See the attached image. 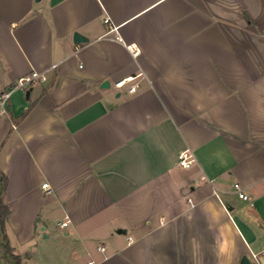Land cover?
Returning a JSON list of instances; mask_svg holds the SVG:
<instances>
[{"label":"crops","instance_id":"0c3cea01","mask_svg":"<svg viewBox=\"0 0 264 264\" xmlns=\"http://www.w3.org/2000/svg\"><path fill=\"white\" fill-rule=\"evenodd\" d=\"M34 70L0 114L10 264H264V0H0V91Z\"/></svg>","mask_w":264,"mask_h":264},{"label":"built area","instance_id":"2783aa9c","mask_svg":"<svg viewBox=\"0 0 264 264\" xmlns=\"http://www.w3.org/2000/svg\"><path fill=\"white\" fill-rule=\"evenodd\" d=\"M105 23L108 24L109 30L108 34L113 35L116 34L118 26L114 25L110 18H105ZM47 79V75L45 71H32L26 75L18 77L11 86L8 88L0 91V114H7L8 111V104L10 102L11 96L14 91L16 90H26L30 86H32L35 83L43 82ZM135 80L134 76H128L121 80H118L115 82L114 86L118 89H123L125 86L128 85L127 92L129 94H132L136 92L138 88V83L133 82ZM122 92V90H120ZM15 126V124H14ZM195 160V156L193 152L190 149H185L179 153L178 156V162L183 167H190ZM43 187L47 189L49 193L53 191L52 187L48 182L43 183ZM235 190L239 194V197L243 200L249 201L252 205H254L253 201L251 200V196L243 190L241 185L239 183L235 184ZM69 223V220L64 219L59 222V226L66 227ZM99 249L104 250L105 246L101 245L99 246ZM253 256L259 260L260 258H264V249L261 253H254ZM89 264H94V261H90Z\"/></svg>","mask_w":264,"mask_h":264},{"label":"trees","instance_id":"16d2710c","mask_svg":"<svg viewBox=\"0 0 264 264\" xmlns=\"http://www.w3.org/2000/svg\"><path fill=\"white\" fill-rule=\"evenodd\" d=\"M0 180L2 183V191H4L6 184H7L6 176L3 174H0ZM2 191L0 194V235L6 243V240H7V237H6V219H7V216L9 214L10 210H9L8 206L3 201ZM6 246L8 248V251L11 253V256L13 257V260H14L13 264H26V263H23V259L20 255L15 254L13 249L11 247H9L7 244H6Z\"/></svg>","mask_w":264,"mask_h":264},{"label":"water","instance_id":"95a60500","mask_svg":"<svg viewBox=\"0 0 264 264\" xmlns=\"http://www.w3.org/2000/svg\"><path fill=\"white\" fill-rule=\"evenodd\" d=\"M88 38L83 36L81 33L79 32H76L75 35H74V40L75 42H80V41H86ZM109 85V81L108 80H105L103 82V86H108ZM122 232H125V230H120ZM244 261H248L246 258H244Z\"/></svg>","mask_w":264,"mask_h":264},{"label":"rangeland","instance_id":"374dc122","mask_svg":"<svg viewBox=\"0 0 264 264\" xmlns=\"http://www.w3.org/2000/svg\"><path fill=\"white\" fill-rule=\"evenodd\" d=\"M0 257H2L3 258V260H5L6 262H4L3 264H10V262H11V260H10V256H9V254L6 252V251H0Z\"/></svg>","mask_w":264,"mask_h":264}]
</instances>
